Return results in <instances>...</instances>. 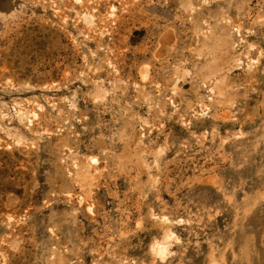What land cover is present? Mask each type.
<instances>
[{"label": "rangeland", "instance_id": "obj_1", "mask_svg": "<svg viewBox=\"0 0 264 264\" xmlns=\"http://www.w3.org/2000/svg\"><path fill=\"white\" fill-rule=\"evenodd\" d=\"M0 264H264V0H0Z\"/></svg>", "mask_w": 264, "mask_h": 264}, {"label": "bare ground", "instance_id": "obj_2", "mask_svg": "<svg viewBox=\"0 0 264 264\" xmlns=\"http://www.w3.org/2000/svg\"><path fill=\"white\" fill-rule=\"evenodd\" d=\"M91 24V23H90ZM205 36V35H204ZM223 61V60H222ZM209 69V68H208ZM96 162V161H95ZM87 173V172H86ZM91 183V182H90ZM164 219V218H163ZM170 234V233H169ZM171 236H172V234H171ZM173 237V236H172ZM155 245H157V244H155ZM158 246V245H157ZM156 247V246H155ZM155 247H152V248H155ZM166 248H168V247H165V245L163 244V245H159V247L158 248H155V250L158 252V254H160V256H163V253L165 254V250H166ZM154 250V251H155ZM155 251V253H157ZM168 252V251H167ZM157 255V254H156Z\"/></svg>", "mask_w": 264, "mask_h": 264}]
</instances>
